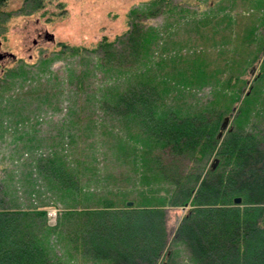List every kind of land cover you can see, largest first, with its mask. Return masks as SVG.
<instances>
[{"label": "rangeland", "instance_id": "rangeland-1", "mask_svg": "<svg viewBox=\"0 0 264 264\" xmlns=\"http://www.w3.org/2000/svg\"><path fill=\"white\" fill-rule=\"evenodd\" d=\"M151 1L0 0V53L14 54V58H0V75L22 67L25 71L31 70L28 77L43 81V73L35 75L39 64L44 67L45 76L58 72L54 79L42 82L48 89L57 91L56 94L40 98L18 97L7 104L5 110L0 109V121L5 127L0 132V177L5 164L14 173L18 169L21 171L19 167L24 168L18 166V162L20 158L26 160V152L18 150L17 145L15 148V143H23L29 137L34 146L27 152L41 163L55 149H62L63 159L68 157V161L81 170L77 174L82 178L84 189L91 192V199L85 203L93 207H100L98 204L106 199L117 204L125 199L137 204L156 203L157 200L162 202L156 204L168 203L171 196L175 199L181 196L180 188L174 184L175 175L184 185L188 184V175L196 172L199 166L203 169L201 176H206L215 158L218 160L212 167L217 169L215 172L229 169L231 165L223 164L216 153L221 140L207 161L205 156L199 158L198 152L193 158L188 153L190 148L175 150L168 136L148 126L155 119L147 117L150 111L142 105L125 104L121 111L139 113L144 118L145 126L141 125V129L148 136L144 144L143 138L132 141L124 136L120 141L125 148L121 149L117 136H104V132L95 127L104 121L107 131L114 130L120 135L124 132L121 124L127 116L112 108V102L132 87L140 90L138 92L152 91L155 84L165 87L160 83L163 79L171 82L174 88L158 95L153 91L156 115L161 110L182 114L204 111L207 117L216 120L215 116L222 110L230 116L223 137L229 128L239 131L243 126L248 131L264 132V0ZM150 3L158 10L156 14L143 17L133 13L143 17V23L155 31L154 38L148 41L146 58L143 52H146V43L138 44L136 50L132 47L131 33H127L128 13L147 8ZM47 33H53L54 39H49ZM104 39L111 43L98 48V43ZM127 44L138 53L139 60L130 49L121 60L113 59L112 54L122 53ZM72 45L79 46L81 52L74 55L62 52L69 51L68 46ZM194 51H199L204 58L203 66L192 67L197 59ZM176 53H187L186 60H176ZM188 66L190 70L184 79L180 75ZM183 67L182 73L176 75V69ZM68 68L71 70L66 71ZM136 70L141 72L135 78ZM78 80L81 84L77 85ZM36 85H26L17 78L6 92L35 89ZM248 92L254 95L251 105L254 112L247 111L248 106L243 104ZM219 121L221 123L222 119ZM70 135H74V143L69 142ZM88 142L93 143L91 149L86 148ZM262 142L264 144V134ZM38 165L40 173L50 170L49 164ZM213 175L217 177L216 173ZM223 182L230 187L234 183L227 179ZM190 200L185 205H166L167 240L158 257L160 264L165 260L167 264H200L182 239L173 238L183 215L192 207ZM46 208L49 222L54 223L58 207L47 205ZM86 250L83 251L91 260L73 264L116 263L112 251L104 257ZM91 256L101 257V262L94 263Z\"/></svg>", "mask_w": 264, "mask_h": 264}, {"label": "trees", "instance_id": "trees-1", "mask_svg": "<svg viewBox=\"0 0 264 264\" xmlns=\"http://www.w3.org/2000/svg\"><path fill=\"white\" fill-rule=\"evenodd\" d=\"M156 1L158 0L151 2L156 3ZM157 11L150 3L147 8L128 13L130 27L127 33H131L132 47L136 50L138 44L146 43L144 44L146 52L143 51L146 53V58L149 55L148 41L154 38L155 31L150 25L143 23L145 22L143 17L154 15ZM134 12L143 17L133 15ZM144 26L146 27L143 28ZM110 43L111 41L104 39L98 43V48H104ZM68 48L69 51L62 52L72 55L81 52V48L77 45ZM129 49L133 51L138 61V53L132 50L129 44L122 49V53L119 51L120 54L117 56L113 53V59L121 60ZM176 54H178L176 60H182L187 53ZM193 54L197 59L192 64L194 66H191L196 67L200 64L203 66L205 61L200 52L194 51ZM144 60L141 62L143 63ZM19 69L0 75L2 111L8 107L7 104L18 97L40 98L57 93L42 83L49 78L57 77V71L49 72L45 76L44 67L39 64L35 75L39 76L43 73L41 77L43 81H40L28 77L30 69L27 71L22 67L21 70ZM182 69L184 67L177 68L176 75H180ZM70 70V68L66 69V71ZM189 70L188 66L180 76L186 79ZM140 72L141 70L135 71V78ZM17 78L26 85L37 84L36 88L6 92ZM183 78L179 79L185 82ZM165 81L163 79L160 82L165 87H158L155 84L152 91L138 92L140 90L132 87L127 90L128 93L118 96L112 102V108L119 109L120 114L127 116V120L124 119L121 124L124 132L120 135H116L114 130L107 131L104 121L94 126L104 132V136H117L121 149L125 148L120 141L124 136L132 141L143 138L142 144H144L148 141L146 139L148 136L141 129L144 118L139 113H130V115L126 111H121L125 104L136 107L142 105L150 111L147 117L150 120L155 119L154 122L150 121L152 123L148 126H154L155 131H161L162 135L168 136L167 139L175 146V150L190 148L188 153L193 158L198 156L195 154L198 152L199 158L205 156L207 161L217 147L218 141L221 140V146L216 153L221 156V160L223 159V164L231 165L230 168L226 167L215 172L217 169L214 170L210 166L208 174L201 176L203 169L199 166L196 172L188 175L189 183L185 185L182 180L175 177L176 175H172L175 186L180 188L181 196L176 199L171 196L172 200H167L168 203L156 204L162 202L157 200L156 203L137 204L134 201L128 204L125 199L121 204H117L106 199L98 204L100 207H93L85 203L86 200L91 199V192H87L82 185V178L80 179L77 174L81 173V170L69 162L68 157L66 160L63 159L62 149H55L45 157L46 161L41 163L38 158H32L27 152L34 146L33 139L29 137L23 143H15V148L17 145L18 150L23 149L26 152V160L20 158V162L17 161L18 166L24 168L19 167L21 171L19 172L18 169L14 173L12 168L5 164L0 177V264H73L88 261L90 256L85 253L86 249L92 251V255L104 257L109 256L112 251L116 258L115 264L118 262L160 264L158 257L167 240L164 219L166 205H185L190 198L192 207L183 215L173 238L182 239L200 264H264V144L262 142L264 132L259 133V130L252 129L248 131L243 126L239 131L229 128L226 137L217 138L219 120L225 115L222 110L215 116L216 120L207 117L204 111L182 114L171 110L165 113L161 110L160 114L156 115L154 92L158 95L162 91L165 93L174 88L171 82ZM78 84H81L79 80ZM243 104L248 106L247 111L254 112L255 108L251 106L254 104L252 92L246 93ZM88 120L90 121V118ZM29 125L32 126L31 123ZM3 126L0 121V132L5 130ZM24 133L27 132H21ZM73 136L69 137L70 143L75 142ZM169 141L166 144H169ZM62 143L65 144L66 141ZM92 147L93 143L88 142L86 148ZM73 151L74 149L71 150ZM38 163L49 164L48 173H40L42 170L38 168ZM202 164L204 165V162ZM215 173L216 178L213 177ZM226 179L234 182L231 187L223 182ZM236 196L241 197L240 203L234 202ZM47 205L58 207L54 223L49 222ZM91 257L94 263L101 262V257L98 256L96 259L94 256ZM163 262L167 264L168 261Z\"/></svg>", "mask_w": 264, "mask_h": 264}, {"label": "water", "instance_id": "water-1", "mask_svg": "<svg viewBox=\"0 0 264 264\" xmlns=\"http://www.w3.org/2000/svg\"><path fill=\"white\" fill-rule=\"evenodd\" d=\"M47 36L49 39H54V34L53 33H47ZM3 56H9V57H12L14 58V54L13 53H10V52H4V53H0V58L3 57ZM229 120H230V116L229 115H224L223 118H222V121L219 125V130H218V133H217V138H220L224 132V130L227 129V127L229 126ZM217 158H215L213 164H212V167H214L217 163ZM241 200V197L239 196H236L234 198V202H240ZM128 204H132V201H128L127 202Z\"/></svg>", "mask_w": 264, "mask_h": 264}]
</instances>
